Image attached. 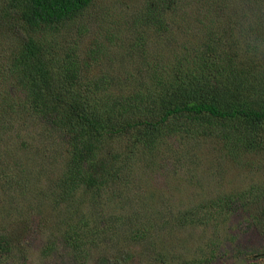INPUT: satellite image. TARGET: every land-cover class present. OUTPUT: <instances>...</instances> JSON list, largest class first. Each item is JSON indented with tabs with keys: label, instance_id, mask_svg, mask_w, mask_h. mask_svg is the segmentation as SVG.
Instances as JSON below:
<instances>
[{
	"label": "trees",
	"instance_id": "obj_1",
	"mask_svg": "<svg viewBox=\"0 0 264 264\" xmlns=\"http://www.w3.org/2000/svg\"><path fill=\"white\" fill-rule=\"evenodd\" d=\"M94 2L0 0L16 41L0 57V264L25 258L35 222L78 258L100 237L145 236L209 147L260 177L212 204L264 218V0H139L126 23Z\"/></svg>",
	"mask_w": 264,
	"mask_h": 264
},
{
	"label": "rangeland",
	"instance_id": "obj_2",
	"mask_svg": "<svg viewBox=\"0 0 264 264\" xmlns=\"http://www.w3.org/2000/svg\"><path fill=\"white\" fill-rule=\"evenodd\" d=\"M138 1L95 0L91 13L98 14L108 4L116 3L118 12H125L126 23L130 7ZM125 23V30L131 34L132 29ZM15 42L10 35H0L1 58H5L1 53L7 54ZM217 150L215 147L202 149V156L194 161V165L202 169L199 182L196 178L189 182L183 166L172 180L175 186L183 183V187H178L183 190L171 188L166 196H174L177 204L182 199L189 205L187 219L175 217V214L181 217L185 213L183 205L174 204L167 215H157L145 236L139 234L129 238L120 232L119 237L97 238L95 243L81 247V253L88 252L81 255L83 258H78L80 254L63 240L49 247L48 240L53 238L49 239V233L35 222L24 239L25 258L4 264H264V218L260 217V209L254 204L243 207L233 203L231 208L212 204L223 192L247 190L258 180V172L255 173L256 168L248 163L235 165L227 159L217 160ZM159 198L161 196L154 198V210ZM131 216L127 217L133 219ZM140 216L149 218L144 212ZM130 219L125 221L134 228Z\"/></svg>",
	"mask_w": 264,
	"mask_h": 264
}]
</instances>
